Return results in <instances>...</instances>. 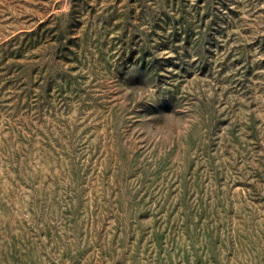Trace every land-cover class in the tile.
I'll return each instance as SVG.
<instances>
[{
  "label": "rangeland",
  "instance_id": "rangeland-1",
  "mask_svg": "<svg viewBox=\"0 0 264 264\" xmlns=\"http://www.w3.org/2000/svg\"><path fill=\"white\" fill-rule=\"evenodd\" d=\"M0 264H264V0H0Z\"/></svg>",
  "mask_w": 264,
  "mask_h": 264
}]
</instances>
